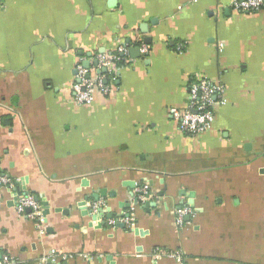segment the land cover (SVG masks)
Here are the masks:
<instances>
[{
    "label": "crops",
    "instance_id": "1",
    "mask_svg": "<svg viewBox=\"0 0 264 264\" xmlns=\"http://www.w3.org/2000/svg\"><path fill=\"white\" fill-rule=\"evenodd\" d=\"M232 1L0 0V174L12 180L0 260L40 264L55 250L50 264H178L164 254L178 250L182 264H264V6ZM120 45L113 90L76 103L77 65L103 74L96 55ZM201 78L224 101L188 135L169 109L184 110ZM26 193L43 232L14 208ZM97 194L91 221L82 211Z\"/></svg>",
    "mask_w": 264,
    "mask_h": 264
},
{
    "label": "built area",
    "instance_id": "2",
    "mask_svg": "<svg viewBox=\"0 0 264 264\" xmlns=\"http://www.w3.org/2000/svg\"><path fill=\"white\" fill-rule=\"evenodd\" d=\"M232 8L242 12H254L264 6V0H233ZM142 51L147 50V45L142 44ZM128 47L125 45L118 46L117 50L105 56L103 54L96 55V63L98 69H105L106 72L92 77L88 68L82 65L76 67V80L71 84V89L74 95V100L78 104H89L94 100L96 92L109 94L114 88L116 81V66L119 62H123L128 57ZM224 87L219 82L211 81L207 78L196 79L190 82L187 90V107L180 111L176 108L169 109V117L177 124L180 131L188 135H198L207 131L214 121L215 105L223 103L222 95ZM12 180L5 174H0V201L3 197V190L11 189ZM135 198L143 200L149 197V193L144 188H139L135 191ZM102 201L93 202L92 208L100 206ZM14 208L18 213H25L27 217L33 219L37 223L40 232L44 231V215L42 206L35 195L26 193L16 196ZM175 225L178 229H182L186 223L184 216L190 213L188 207H183L175 212ZM131 213L124 218L125 223H131ZM114 223V221H110ZM175 259L178 264H182L184 257L178 250L166 251L164 253ZM60 255L55 250H50L38 258L40 264H50L56 261ZM86 257V256H85ZM7 257L0 260V264H13Z\"/></svg>",
    "mask_w": 264,
    "mask_h": 264
},
{
    "label": "water",
    "instance_id": "3",
    "mask_svg": "<svg viewBox=\"0 0 264 264\" xmlns=\"http://www.w3.org/2000/svg\"><path fill=\"white\" fill-rule=\"evenodd\" d=\"M130 52H132L133 56H134V55L137 56V55H138V52H139V49H138V47H132V48L130 49ZM127 185L132 187V184H130V183H127ZM36 198H37V197H36ZM98 198H99V194H97V195H93V196H92V200H93V201L89 204L88 207H86V208L82 211V214H83V215H87V216H89V218H91V221H95V220L98 218V215H99V213L101 212V209H102L101 206H98V207H96L95 209L92 208V204H93V202L98 201ZM37 199H38V198H37ZM15 200H16V197H15ZM42 204L44 205L43 202H42ZM85 204H86L85 202L82 203V205H85ZM145 205H151V206H153V205H155V202L146 201V202H145ZM44 214H46V210L44 211ZM126 216H129V213H127Z\"/></svg>",
    "mask_w": 264,
    "mask_h": 264
},
{
    "label": "trees",
    "instance_id": "4",
    "mask_svg": "<svg viewBox=\"0 0 264 264\" xmlns=\"http://www.w3.org/2000/svg\"><path fill=\"white\" fill-rule=\"evenodd\" d=\"M119 63H122V62H119ZM118 65V64H117Z\"/></svg>",
    "mask_w": 264,
    "mask_h": 264
}]
</instances>
